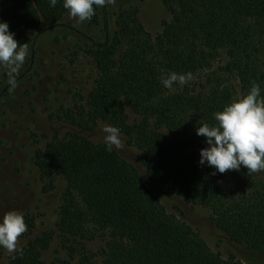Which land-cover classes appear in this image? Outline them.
Masks as SVG:
<instances>
[{"label": "trees", "instance_id": "obj_1", "mask_svg": "<svg viewBox=\"0 0 264 264\" xmlns=\"http://www.w3.org/2000/svg\"><path fill=\"white\" fill-rule=\"evenodd\" d=\"M167 14L149 34L137 11L94 6L89 20L100 38L89 42L94 77L84 97L60 109V123L80 132L53 138L35 152L41 180L65 188L55 231L32 239L34 220L23 215L26 240L8 264H44L52 240L63 259L51 264H243L213 252L182 216L169 214L113 149L85 134L111 125L140 154L146 179L167 195L208 213L230 242L264 257V171L241 166L229 184L200 165L205 138L196 128L214 125V113L246 95L253 82L264 99V0H160ZM63 0H0V21L46 33L64 27ZM185 75L165 88L161 77ZM98 241L96 251L87 249Z\"/></svg>", "mask_w": 264, "mask_h": 264}, {"label": "rangeland", "instance_id": "obj_2", "mask_svg": "<svg viewBox=\"0 0 264 264\" xmlns=\"http://www.w3.org/2000/svg\"><path fill=\"white\" fill-rule=\"evenodd\" d=\"M107 8L112 17L120 8L136 10L140 23L151 35L161 30V22L168 17L160 0H115V3L107 4ZM62 23L64 27H56L41 35L36 31H16L14 39L18 46L27 43L25 61L14 73L0 66V216L13 210L31 216L34 227L30 239L55 231L57 208L65 188L60 179L41 180L33 157L54 135L62 138L71 132L80 134L60 123L57 115L61 108H70L75 97H84L88 92L94 69L86 38L94 41L100 38L99 27L93 26L89 20L79 22L66 12ZM101 129L102 126L85 136L95 144L105 145ZM121 140L123 147L113 149L135 169L141 183L154 194L167 213L181 214V219L222 258L233 256L243 264H264L263 256L246 251L219 233L210 224L206 211L191 207L150 183L141 166L140 154L128 148L122 137ZM232 171L220 173L223 186L229 184ZM25 243L26 240L19 236L17 249ZM99 246L100 243L95 241L89 243L87 249L96 251ZM14 253L0 248V264H8ZM63 258L57 241L52 240L43 254V263L51 264Z\"/></svg>", "mask_w": 264, "mask_h": 264}, {"label": "clouds", "instance_id": "obj_3", "mask_svg": "<svg viewBox=\"0 0 264 264\" xmlns=\"http://www.w3.org/2000/svg\"><path fill=\"white\" fill-rule=\"evenodd\" d=\"M113 3L115 0H63V7L71 18L83 22L95 14L94 6L104 7ZM56 4L57 0H49L51 7ZM27 53V43L18 46L8 23L0 21V66L14 73L24 63ZM176 82L183 85L186 76L169 73L161 77L165 88ZM260 95L259 84L253 82L246 95L213 114L214 125L205 123L196 128V134L203 136L206 144L199 152L200 165L212 167L221 174L239 170L241 166L249 174L264 171V99ZM101 130L107 151L123 147L118 128L104 125ZM25 231L26 224L21 213L13 210L0 216V248L9 253L18 251L17 239Z\"/></svg>", "mask_w": 264, "mask_h": 264}]
</instances>
